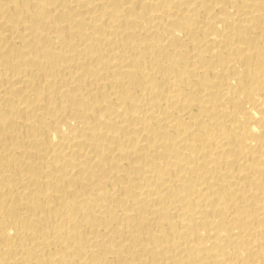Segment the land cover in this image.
Listing matches in <instances>:
<instances>
[{
	"label": "bare ground",
	"instance_id": "1",
	"mask_svg": "<svg viewBox=\"0 0 264 264\" xmlns=\"http://www.w3.org/2000/svg\"><path fill=\"white\" fill-rule=\"evenodd\" d=\"M0 264H264V0H0Z\"/></svg>",
	"mask_w": 264,
	"mask_h": 264
}]
</instances>
